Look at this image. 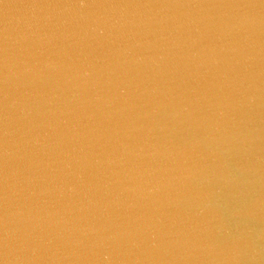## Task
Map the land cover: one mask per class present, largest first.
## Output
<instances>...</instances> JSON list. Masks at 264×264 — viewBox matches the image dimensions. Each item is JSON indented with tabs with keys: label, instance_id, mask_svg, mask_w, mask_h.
Instances as JSON below:
<instances>
[{
	"label": "water",
	"instance_id": "95a60500",
	"mask_svg": "<svg viewBox=\"0 0 264 264\" xmlns=\"http://www.w3.org/2000/svg\"><path fill=\"white\" fill-rule=\"evenodd\" d=\"M0 264H264V0H0Z\"/></svg>",
	"mask_w": 264,
	"mask_h": 264
}]
</instances>
